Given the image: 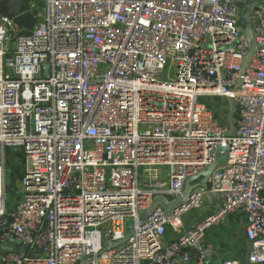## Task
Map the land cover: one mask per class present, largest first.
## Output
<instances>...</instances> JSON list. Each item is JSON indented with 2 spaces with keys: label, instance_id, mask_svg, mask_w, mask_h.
Instances as JSON below:
<instances>
[{
  "label": "built area",
  "instance_id": "2783aa9c",
  "mask_svg": "<svg viewBox=\"0 0 264 264\" xmlns=\"http://www.w3.org/2000/svg\"><path fill=\"white\" fill-rule=\"evenodd\" d=\"M245 1L23 0L31 30L0 15V246L17 247L0 264H211L205 236L234 214L245 264H264V6L250 12L257 51L241 74ZM207 98L236 103L234 126ZM218 147L225 164L206 187L150 211ZM6 150L23 157L15 190ZM207 200L218 206L186 225ZM129 222L130 239L103 252Z\"/></svg>",
  "mask_w": 264,
  "mask_h": 264
},
{
  "label": "water",
  "instance_id": "95a60500",
  "mask_svg": "<svg viewBox=\"0 0 264 264\" xmlns=\"http://www.w3.org/2000/svg\"><path fill=\"white\" fill-rule=\"evenodd\" d=\"M256 5L264 6V0H247L242 3H234V6L238 11H241L239 13V18L237 21V27L240 28V35H242L249 44V52L247 56L244 58L241 68V74L244 70L247 69L248 64L251 60V58L256 53V44L254 41V21L250 19V12ZM0 15L9 20L12 21L13 24L18 29H25V30H31L35 24V19L33 15L27 10V7L23 0H0ZM48 67L46 66L45 69ZM236 103L233 100H229V113L227 116V119L231 126H234L235 120H234V114L236 111ZM234 130V129H233ZM225 153L226 148L218 147L214 151V161L211 163V165L207 166L204 171L199 172L197 175L189 177L187 181L185 182L183 193L180 197H178L173 202H168L162 197H157L153 201L152 208L150 211H153L159 204L163 205L166 213L170 214L171 210L179 206L180 204L184 203L188 196H190L192 190L195 187L202 186L206 187L208 177L215 168L216 161H218L219 164L224 165L225 164V156H218L219 153ZM7 176H10V172H7ZM199 183L194 184L195 181L199 180ZM150 211H145L141 213L139 224L144 223L145 217L149 214ZM132 229L133 224L129 222L127 224V233L126 237L118 242L113 243L106 248H104L103 252L106 251L110 247H115L119 244L125 243L128 241L132 235Z\"/></svg>",
  "mask_w": 264,
  "mask_h": 264
},
{
  "label": "crops",
  "instance_id": "0c3cea01",
  "mask_svg": "<svg viewBox=\"0 0 264 264\" xmlns=\"http://www.w3.org/2000/svg\"><path fill=\"white\" fill-rule=\"evenodd\" d=\"M21 177V176H20ZM10 179V188L15 190L16 182L13 177ZM218 206L217 200L209 201L203 205V210L201 214L204 215L206 212H211ZM202 215H199L200 217ZM185 220V224H191L198 220L200 217ZM240 219V220H238ZM245 217L243 214L231 215L224 223L210 229L204 240V244L212 249L211 264H222L226 260H238L243 264L246 263V254L248 252V243L244 235ZM235 235H231L233 232ZM171 232L168 230L167 237L171 238ZM16 245L13 242L6 243L4 246H0V257L8 250L16 249ZM193 264V263H191Z\"/></svg>",
  "mask_w": 264,
  "mask_h": 264
},
{
  "label": "rangeland",
  "instance_id": "374dc122",
  "mask_svg": "<svg viewBox=\"0 0 264 264\" xmlns=\"http://www.w3.org/2000/svg\"><path fill=\"white\" fill-rule=\"evenodd\" d=\"M37 8H38V6H35L32 9L33 14H35V12L37 11ZM203 100L206 101L212 107L214 113L221 118L224 116L225 111H227L229 109V102H227L223 99L207 98V99H203ZM5 156H6L5 157L6 166L10 172L9 177H11V179L14 177L15 180H19L20 176L23 173V162H22L23 157H22V154L19 151L6 150ZM9 177L7 176V181H6L7 185L10 184V180H9L10 178ZM16 188H18V186ZM15 194L16 193L11 192L9 194V197H8L9 200L13 199ZM202 212H204L203 206L200 209L192 210L190 213H188L186 216L183 217V220L187 221V220L192 219L194 217L196 218L197 216L202 215L201 214ZM238 220H240V219H238ZM187 223H188V221H187ZM236 231L237 230H235V234L233 232L231 233L232 237H233V235H235V237H236Z\"/></svg>",
  "mask_w": 264,
  "mask_h": 264
}]
</instances>
